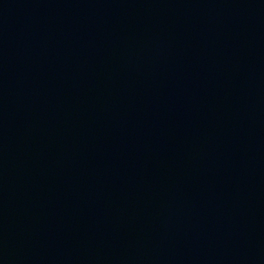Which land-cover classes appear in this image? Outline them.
<instances>
[{
	"label": "water",
	"instance_id": "1",
	"mask_svg": "<svg viewBox=\"0 0 264 264\" xmlns=\"http://www.w3.org/2000/svg\"><path fill=\"white\" fill-rule=\"evenodd\" d=\"M0 264H264V0H0Z\"/></svg>",
	"mask_w": 264,
	"mask_h": 264
}]
</instances>
